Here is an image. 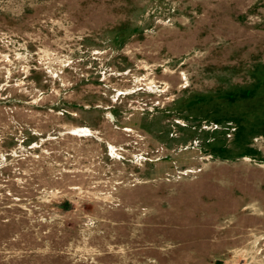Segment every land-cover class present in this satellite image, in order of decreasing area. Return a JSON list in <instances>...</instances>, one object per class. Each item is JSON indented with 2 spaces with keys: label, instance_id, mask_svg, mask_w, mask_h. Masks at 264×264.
Wrapping results in <instances>:
<instances>
[{
  "label": "rangeland",
  "instance_id": "1",
  "mask_svg": "<svg viewBox=\"0 0 264 264\" xmlns=\"http://www.w3.org/2000/svg\"><path fill=\"white\" fill-rule=\"evenodd\" d=\"M0 264H264V0H0Z\"/></svg>",
  "mask_w": 264,
  "mask_h": 264
}]
</instances>
